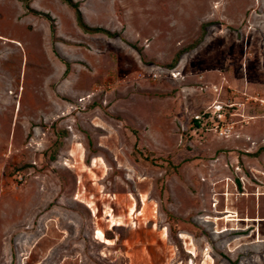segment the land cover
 Returning <instances> with one entry per match:
<instances>
[{
	"label": "rangeland",
	"instance_id": "374dc122",
	"mask_svg": "<svg viewBox=\"0 0 264 264\" xmlns=\"http://www.w3.org/2000/svg\"><path fill=\"white\" fill-rule=\"evenodd\" d=\"M73 1L111 34L0 0V264H264V106L191 127L264 98V0Z\"/></svg>",
	"mask_w": 264,
	"mask_h": 264
},
{
	"label": "built area",
	"instance_id": "2783aa9c",
	"mask_svg": "<svg viewBox=\"0 0 264 264\" xmlns=\"http://www.w3.org/2000/svg\"><path fill=\"white\" fill-rule=\"evenodd\" d=\"M235 95V93H233ZM245 99L216 100L206 107L195 117L197 131L217 134L219 137L228 138L234 134L239 127L249 124L253 117L245 113L248 102L259 103L264 106V98L257 95H243ZM192 120V121H193Z\"/></svg>",
	"mask_w": 264,
	"mask_h": 264
},
{
	"label": "trees",
	"instance_id": "16d2710c",
	"mask_svg": "<svg viewBox=\"0 0 264 264\" xmlns=\"http://www.w3.org/2000/svg\"><path fill=\"white\" fill-rule=\"evenodd\" d=\"M31 1H33V0H27V3L31 2ZM62 1L74 10L77 23H78L79 27L85 33H87V34L103 33V34H106V35H110L111 34L110 31H108V30H106L104 28H100V27L94 28V27H90L89 25H87L86 22L83 20L82 12H81L79 4L77 2H74L73 0H62ZM27 9H28V11H30L32 13L35 12L33 9H31L30 4L27 5ZM52 31L54 32V28L53 27H52ZM189 48L192 49L194 47L191 46ZM182 54L183 53H180V54H178L175 57L174 61L170 64L171 68H174V66L179 62V58L182 56ZM68 73H69V67L67 65V69H66V73L65 74H68ZM191 127L193 128V130H195V131L197 130L198 125H197L195 120L192 121Z\"/></svg>",
	"mask_w": 264,
	"mask_h": 264
},
{
	"label": "bare ground",
	"instance_id": "6f19581e",
	"mask_svg": "<svg viewBox=\"0 0 264 264\" xmlns=\"http://www.w3.org/2000/svg\"><path fill=\"white\" fill-rule=\"evenodd\" d=\"M18 45H19V43H17ZM177 74V73H176ZM175 74V76H177ZM225 213H228L229 215H227V217L225 218L226 219V221L227 222H239V221H251V219H247V220H240L239 218H236V215H233V214H230L231 212H229V211H227V212H225ZM223 218V217H222ZM218 219V218H217ZM253 221H255V220H253ZM121 225H123L122 223H116V225L115 226H121ZM223 231H228V229H224ZM99 235H102L101 234V232L99 231ZM103 243L104 244H110V246H111V244L113 243L112 241H110V240H107V239H105L104 241H103ZM108 258V257H107Z\"/></svg>",
	"mask_w": 264,
	"mask_h": 264
}]
</instances>
